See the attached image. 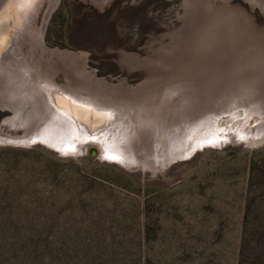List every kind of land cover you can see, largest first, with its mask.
Segmentation results:
<instances>
[{
	"label": "rangeland",
	"instance_id": "374dc122",
	"mask_svg": "<svg viewBox=\"0 0 264 264\" xmlns=\"http://www.w3.org/2000/svg\"><path fill=\"white\" fill-rule=\"evenodd\" d=\"M51 3L45 49L24 42L21 86L0 85V188L82 229L98 217L137 264H235L264 146V0H41L33 28Z\"/></svg>",
	"mask_w": 264,
	"mask_h": 264
},
{
	"label": "trees",
	"instance_id": "16d2710c",
	"mask_svg": "<svg viewBox=\"0 0 264 264\" xmlns=\"http://www.w3.org/2000/svg\"><path fill=\"white\" fill-rule=\"evenodd\" d=\"M90 156H82L89 163ZM57 168L58 162L49 161ZM6 174L5 181H15ZM57 171L53 170L54 176ZM0 174V180L4 179ZM55 178V177H53ZM83 182L92 185L84 176ZM249 192L245 197L235 264H264V146L249 162ZM23 191L0 188V264H137L125 251L127 240L109 231L99 218L82 229L76 219L60 218L53 205L23 202Z\"/></svg>",
	"mask_w": 264,
	"mask_h": 264
},
{
	"label": "bare ground",
	"instance_id": "6f19581e",
	"mask_svg": "<svg viewBox=\"0 0 264 264\" xmlns=\"http://www.w3.org/2000/svg\"><path fill=\"white\" fill-rule=\"evenodd\" d=\"M3 2L4 3H2L0 5V53H1L0 55L2 57L0 59V85H1V83L2 84L6 83V85H4V86L6 88H9L10 90L11 89H19V87L21 85L18 86V84H15L16 81L14 79H16V77H15L16 73L20 75L23 72L22 71L23 68L21 70V66L19 67L15 63V58H16L15 55L21 53V47H22V44L24 42H29L30 45L32 44V46H33V52L32 53H35L38 49H40V50L41 49H45V45L46 44H43L42 31L44 29L43 28L44 24L46 23L45 21H46V19L48 17V14L50 13L54 3H51L50 6L48 7V9L46 10V13L44 15V21H43V24L40 27V29H37V28L35 29V28H33V25H32L31 22L35 19L36 14L39 12V9H40V6H41V0H37V1L36 0H9L8 2H6V4H5V1H3ZM54 2H55V0H54ZM7 41H9L10 44H8L6 51L3 52V50L1 48H2L3 45H5V43ZM4 47H6V46H4ZM38 58H39V55H38ZM27 62H28V60H27ZM46 62H48V61H46ZM33 63H35V62H33ZM26 72L28 73V70H26ZM16 80L18 82V79H16ZM1 91H3V90H1ZM26 92H28V90ZM15 93L13 92V95ZM16 94H18V93H16ZM24 94H26V93H24ZM13 99L14 98H12L11 100H13ZM9 101H10V99H9ZM67 102H69V101L67 100ZM70 109L73 110L74 112H76L78 115L88 116L89 118L91 117V119H93L92 116H94L95 113H97V112H93L91 114H88V112H87L88 109L82 110V107H80V106L76 107L71 102H70ZM42 118H43V116H42ZM94 118H96V120H97V119L100 118V116H96ZM96 122H94V123H96ZM54 123H56V122H54ZM56 124L59 126V127H57V129H54V130L50 129L48 131L56 133L55 130H57V133H56L57 136H58V134H62L63 133L60 130V127H61V129H63V127H64V129L65 128L66 129H70V131H71V128L73 127V130L71 131L72 134H74V131H76L75 130V128H76L75 125H71L68 122L64 121V124H61L59 122L56 123ZM66 129H65V131H68ZM45 133H47V132H45ZM46 135L47 134H45V136ZM59 137H60V135H59ZM66 143H70V142L66 141ZM82 145H83V143H80V146H82ZM106 151H109V150L107 149Z\"/></svg>",
	"mask_w": 264,
	"mask_h": 264
},
{
	"label": "water",
	"instance_id": "95a60500",
	"mask_svg": "<svg viewBox=\"0 0 264 264\" xmlns=\"http://www.w3.org/2000/svg\"><path fill=\"white\" fill-rule=\"evenodd\" d=\"M81 147H83V145H82ZM93 151H95V149L92 148V149L90 150V152H93Z\"/></svg>",
	"mask_w": 264,
	"mask_h": 264
}]
</instances>
